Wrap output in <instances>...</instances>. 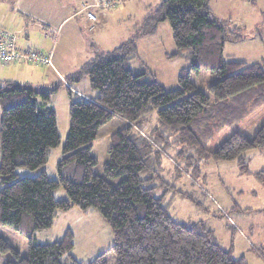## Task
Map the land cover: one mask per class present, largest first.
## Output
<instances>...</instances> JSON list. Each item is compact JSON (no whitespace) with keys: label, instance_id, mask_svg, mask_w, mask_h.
Here are the masks:
<instances>
[{"label":"trees","instance_id":"16d2710c","mask_svg":"<svg viewBox=\"0 0 264 264\" xmlns=\"http://www.w3.org/2000/svg\"><path fill=\"white\" fill-rule=\"evenodd\" d=\"M209 1L162 0L129 41L109 51L90 45L96 55L67 81L88 77L98 95L74 99L75 92L67 86L70 128L59 178H51L45 168L51 150L62 142L56 110L49 104L58 87L0 79V225L12 226L28 239V255L21 256L0 235V253L16 257L5 264H110L107 252L89 262L73 257L71 229L53 242L37 239L36 232L51 228L59 210L73 207L84 213L97 208L109 223L114 232L109 251L116 254L117 264H249L244 256L235 257L233 248H224L203 221L186 224L175 219L154 186L142 178L151 169L150 162L156 163L171 144L178 145L174 160L196 176L201 161L210 159L236 161L242 174L250 173L246 153L264 149V123L253 137L235 132L215 150L207 148L217 130L264 105V63L249 64L226 55V43L243 37L214 15ZM165 21L177 48L168 57L190 62L175 89L166 88L146 66H133L138 40L154 34ZM201 70L220 77L209 86L213 100L191 80L192 73ZM115 116L127 124L111 135L105 175L96 174L93 143L99 129ZM21 167L41 171L20 178ZM254 175L264 186V170ZM117 177L122 179L115 184L111 179ZM59 188L67 198L56 197Z\"/></svg>","mask_w":264,"mask_h":264},{"label":"rangeland","instance_id":"374dc122","mask_svg":"<svg viewBox=\"0 0 264 264\" xmlns=\"http://www.w3.org/2000/svg\"><path fill=\"white\" fill-rule=\"evenodd\" d=\"M112 1H114L113 7L106 8L102 5L106 0H60L59 2H64L62 4L66 7L63 11L66 13L65 16H68L71 11H80L84 3L99 2V4L92 5V11L80 12L78 16L66 20L62 25L61 16H59L53 31L43 29L38 20H31L18 11L15 13L23 21L30 24L34 21L36 27L26 30L21 25L15 31L7 28L8 26L1 21L2 6L6 4H0V31L6 28L15 33L18 46L22 49H28L22 45L38 48L40 47L37 46L38 43L50 49L60 35L62 50L65 47V41L69 39L73 42V45L69 46V55L73 63L80 58L87 61L90 59L85 58L89 55L87 51L89 45L82 44L81 37H84L83 43L86 42V38L98 39L97 41L101 44H98L99 48L96 47L101 48L102 51L112 50L132 39L137 29L162 0ZM209 6L217 18L228 23L231 29H238L237 33L243 37L240 41L226 43V55L249 64L264 63V0H210ZM88 11L96 16V20L91 23L87 19ZM92 25L97 26L94 31L91 29ZM56 33L57 36L54 37ZM25 34H28L29 38ZM35 48L31 49L37 50ZM89 50L93 53V58L96 55L94 51L96 49ZM176 50L170 23L161 22L154 34L145 35L138 40L139 54L133 59V66L137 69L146 66L166 88L175 89L179 85L178 77L181 70L190 65L185 57H168ZM8 66L0 61V73H4ZM219 78L218 75L207 70L191 75V80L197 88L207 92L212 100L214 98L209 86ZM72 84L74 85L72 90L75 92L74 99L80 98V91L91 96L98 95V91L91 88L88 77ZM67 86L65 82L62 84L60 81L55 84L53 88L58 87V89L52 94L49 103L56 110L58 130L62 140L59 147L51 150L45 165L51 178H59L58 164L63 156L62 149L70 128L71 98ZM263 123L264 105L255 109L243 120L217 130L214 137L207 143V148L215 150L235 132L253 137ZM126 124L125 119L115 116L99 129L92 148V154L98 159L94 169L96 174L105 175L104 167L109 160L111 135ZM169 147L170 149L164 151L156 163L150 162L151 169L143 173L142 178L148 180L147 184L154 186L155 195L163 199L170 214L186 224L203 221L214 231L215 237L224 248H233L235 257L244 256L249 264H264V186L254 175L255 172L264 170V149L246 153L250 160V173L242 174L236 161L216 162L210 159L201 161V172L196 176L192 175L190 170H184L186 166L183 163L174 160L178 145L171 144ZM40 171L41 169L31 170L21 167L18 174L21 178L37 175ZM121 179L122 177H117L111 180L116 184ZM55 195L57 198H67L63 188L56 190ZM231 226H235L237 230L234 231ZM68 229L74 233V248L71 252L73 257L89 262L97 255L107 252L106 257L109 263L117 264L116 254L109 251L114 243V232L97 208L92 207L87 213L79 207H73L68 211L59 210L54 218L53 226L37 231L36 237L42 243L53 242L63 237ZM0 235L4 236L21 256L28 255V239L20 231L12 226L0 225ZM15 259V255L11 252L0 253V264Z\"/></svg>","mask_w":264,"mask_h":264},{"label":"crops","instance_id":"0c3cea01","mask_svg":"<svg viewBox=\"0 0 264 264\" xmlns=\"http://www.w3.org/2000/svg\"><path fill=\"white\" fill-rule=\"evenodd\" d=\"M60 0H0V4H6L5 6H2V17L1 21L8 26L7 28L12 29L15 31V29H18L21 25L23 28H26L28 30L29 28H35L36 25L32 22L30 24L27 21H23L20 16H18L15 11H18L19 13L23 14L27 18L31 20H38L41 24V27L45 29H49V31L55 30V24H57V18L61 16V25L68 19L75 18L78 16L80 12H86L85 9H81L80 11H75L68 16H65L66 13H63L65 11L64 2H59ZM87 4V3H84ZM99 2L88 4L90 5V10L92 5H98ZM12 13H15L14 15ZM12 14V15H11ZM88 22H93L89 19L87 15ZM7 23V24H6ZM60 25V27H61ZM5 27V26H4ZM97 26L92 25L91 29L94 31ZM6 29V28H5ZM7 29V30H9ZM27 38H29L28 34H25ZM57 36V33L54 35V37ZM82 36V34H81ZM84 38V37H83ZM83 38L81 37L82 44L89 45L87 47V51H89V55L87 58H92L93 53L91 52L90 45L93 43L96 46L101 44V42L97 41L98 39H88L86 38V42L83 43ZM97 38V37H96ZM62 42V38H60V35H58L57 39L55 40L54 46L52 48H44L42 47V44H37V46H40L38 48L32 47L30 45H22L28 49L35 48L37 50H43V51H50L53 55V64L52 65H44L39 63H32V62H20V63H12L9 64L8 68L4 73H0V79H7V80H13L19 83H22L24 85H30L33 87H47V88H53L55 84H57L59 81L64 84V82L72 89L73 84H70L67 81V76L74 73L83 63L87 61H83V59H78L74 63L72 61V58L70 57L69 52V46L73 45L72 40L65 41V47H63V50L60 48V44ZM99 44V45H98ZM101 49V48H100ZM3 71V70H2ZM1 71V72H2ZM26 80V81H25ZM64 81V82H63ZM74 92V90H72ZM79 96L87 97V98H93L95 96H91L84 92H79Z\"/></svg>","mask_w":264,"mask_h":264},{"label":"built area","instance_id":"2783aa9c","mask_svg":"<svg viewBox=\"0 0 264 264\" xmlns=\"http://www.w3.org/2000/svg\"><path fill=\"white\" fill-rule=\"evenodd\" d=\"M112 0H106L102 5L106 8H112ZM86 5L84 9H88ZM90 20L95 21L96 16L88 11L87 13ZM0 61L3 64H12L20 62H32L44 65L53 64L52 53H45L33 49H22L18 46L17 35L7 29L0 31Z\"/></svg>","mask_w":264,"mask_h":264},{"label":"bare ground","instance_id":"6f19581e","mask_svg":"<svg viewBox=\"0 0 264 264\" xmlns=\"http://www.w3.org/2000/svg\"><path fill=\"white\" fill-rule=\"evenodd\" d=\"M23 63V62H22Z\"/></svg>","mask_w":264,"mask_h":264}]
</instances>
